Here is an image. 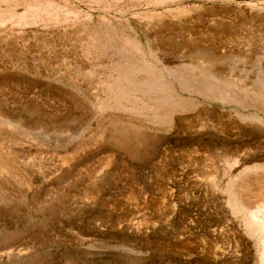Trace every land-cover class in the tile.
<instances>
[{
    "label": "rangeland",
    "instance_id": "374dc122",
    "mask_svg": "<svg viewBox=\"0 0 264 264\" xmlns=\"http://www.w3.org/2000/svg\"><path fill=\"white\" fill-rule=\"evenodd\" d=\"M0 264H264V0H0Z\"/></svg>",
    "mask_w": 264,
    "mask_h": 264
},
{
    "label": "bare ground",
    "instance_id": "6f19581e",
    "mask_svg": "<svg viewBox=\"0 0 264 264\" xmlns=\"http://www.w3.org/2000/svg\"><path fill=\"white\" fill-rule=\"evenodd\" d=\"M3 2V1H2ZM33 17V16H32ZM25 18V17H24ZM125 53V52H124ZM143 64V63H142ZM138 67H140V66H138ZM136 68V67H135ZM150 68V67H149ZM140 70V69H139ZM163 77V76H162ZM147 79V78H146ZM146 79H145V81H146ZM144 81V80H143ZM146 83V82H145ZM152 86V85H151ZM164 86V85H163ZM141 88V87H140ZM153 88V87H152ZM165 88V87H164ZM134 89H136V88H134ZM142 89V88H141ZM149 89V88H148ZM146 90V89H145ZM166 90V89H165ZM172 91H173V89H171ZM139 91V90H138ZM157 91V90H156ZM160 92V91H159ZM167 92V91H166ZM147 93V92H146ZM155 93H157V92H155ZM220 97V96H219ZM172 99V98H171ZM181 99V98H180ZM248 206V205H247ZM251 206V205H250Z\"/></svg>",
    "mask_w": 264,
    "mask_h": 264
}]
</instances>
